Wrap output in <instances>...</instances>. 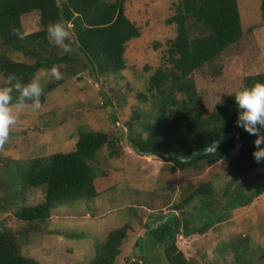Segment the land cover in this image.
<instances>
[{
  "label": "rangeland",
  "instance_id": "1",
  "mask_svg": "<svg viewBox=\"0 0 264 264\" xmlns=\"http://www.w3.org/2000/svg\"><path fill=\"white\" fill-rule=\"evenodd\" d=\"M177 1L124 0V13L140 31L139 36L125 45V67L115 74L99 75L81 68L76 59L58 65L62 78L45 94L41 108L34 111L26 105L10 128L8 142L0 147V201L4 202L8 199L4 182L9 180L8 172L12 171L11 177L16 179L17 165L24 166L33 157L73 149L79 125L105 131L113 137H117L119 129L122 131L121 152L117 157L108 156L105 146L97 153V170H108L113 180L104 184L99 179L101 190L96 196L55 205L41 228H37L38 232L26 229L15 216L13 206L0 210V229L20 230V252L38 264H92L96 245L105 240L110 230L124 225L125 236L114 264L140 259L142 247L152 264H167L162 246L151 240L144 245L142 239L148 235L149 227L173 211L176 202L200 184L210 182L213 186L211 195L203 198L204 206L193 200L185 207L186 212L175 211L182 220L196 213L197 206L218 210L230 195L246 191L257 178L264 179V160L246 176L233 180L227 159L209 166L180 168L159 155L138 154L126 142L125 122L139 104L136 91L144 90L156 67L167 64L165 49L175 34V25L166 23L165 18L175 12ZM237 4L242 36L216 56L215 70L205 65L193 72L203 115L239 88L244 76L264 72L260 0H237ZM21 22L24 33L35 31L40 27L39 12L22 14ZM48 43L55 47L54 51L64 52L49 38ZM71 53H77L74 45ZM11 57L26 60L20 53L12 52ZM54 79L48 75L41 78V83ZM43 200V187H26L22 205H35ZM182 232L176 235V245L194 264H240L233 259L230 242L250 245V262L246 264H264V195L231 209L199 234L186 236Z\"/></svg>",
  "mask_w": 264,
  "mask_h": 264
},
{
  "label": "trees",
  "instance_id": "2",
  "mask_svg": "<svg viewBox=\"0 0 264 264\" xmlns=\"http://www.w3.org/2000/svg\"><path fill=\"white\" fill-rule=\"evenodd\" d=\"M124 0H0V85L9 74L23 81L33 78L39 69L76 59L81 68H89L96 74L109 75L125 67L123 57L126 43L139 36V27L124 13ZM260 14L264 24V0H260ZM37 10L40 27L24 33L21 15ZM62 20L74 36L77 53H58L48 43L46 27L50 22ZM175 25V34L168 40L165 62L148 76L144 90H137L138 106L132 110L127 127L126 142L138 154H156L173 161L178 167L188 165H212L227 159L232 179L246 176L257 165L252 151L254 136L236 125L237 108L231 93L217 101L211 111L203 115L193 72L205 65L212 67L214 59L242 36V26L237 0H178L175 12L165 18ZM20 53L26 60H17L11 53ZM264 83V72L246 75L241 86ZM60 83V80L42 84L45 94ZM15 96V93L13 94ZM115 124V119L112 121ZM137 128V129H135ZM236 129L235 135L223 139L212 152L193 160L181 161L166 156V151L190 154L208 146L219 135ZM102 130L77 127L74 148L56 151L49 155L27 160L24 166L15 167V176L4 181L8 187V199L0 201V210L13 206L14 214L26 225L37 231L57 204L79 198L96 196L101 187L99 179L107 184L113 174L95 166L96 156L106 147L110 157L121 152L120 140ZM236 148L235 153H231ZM232 154V155H229ZM112 174V175H111ZM101 185V184H100ZM26 187H43L44 200L35 205H22ZM213 186L206 182L196 186L174 204V209L149 227L142 239L160 244L167 264H194L176 245V235L201 233L214 222L223 219L226 213L264 195V179L257 178L246 191L230 195L227 203L218 210H207L204 197L211 195ZM198 200L196 213L180 220L175 211L186 212V206ZM6 208V207H5ZM196 220L197 222H195ZM182 221V222H181ZM195 222V223H194ZM149 226V225H148ZM25 229V230H26ZM126 226L110 230L105 240L96 245L92 264H114L120 252ZM21 231L0 229V264H38L32 257L20 252ZM22 234V233H21ZM233 259L240 264L249 261L250 245L246 242H230ZM140 259L127 264H152L143 250ZM252 250V249H251ZM253 264V263H251ZM260 264V263H259Z\"/></svg>",
  "mask_w": 264,
  "mask_h": 264
},
{
  "label": "clouds",
  "instance_id": "3",
  "mask_svg": "<svg viewBox=\"0 0 264 264\" xmlns=\"http://www.w3.org/2000/svg\"><path fill=\"white\" fill-rule=\"evenodd\" d=\"M69 28L70 26L62 20L50 22L46 27L48 38L65 53L72 51L74 41ZM48 75L56 80L62 78L58 66L55 65L41 69L38 75L26 82L15 74L5 77L0 85V147L8 142L10 128L16 124L19 112L26 105L34 111L41 108L40 98L44 90L41 78ZM231 96L237 108L236 125L255 137L252 141V156L259 163L264 160V83L241 86Z\"/></svg>",
  "mask_w": 264,
  "mask_h": 264
},
{
  "label": "water",
  "instance_id": "4",
  "mask_svg": "<svg viewBox=\"0 0 264 264\" xmlns=\"http://www.w3.org/2000/svg\"><path fill=\"white\" fill-rule=\"evenodd\" d=\"M236 133V129L232 128L229 132H224L221 135H219L214 141H212L208 146L206 147H202L199 148L198 150L190 153V154H185L182 155L176 151H166L164 152V155L166 156H172V157H176L177 159L181 160V161H189V160H193L196 157L202 156L206 153L212 152L213 150L216 149L217 145L225 138H229L232 137L233 135H235Z\"/></svg>",
  "mask_w": 264,
  "mask_h": 264
}]
</instances>
